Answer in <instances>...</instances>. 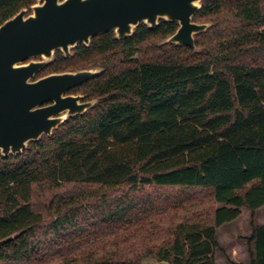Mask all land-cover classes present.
<instances>
[{"label": "trees", "instance_id": "1", "mask_svg": "<svg viewBox=\"0 0 264 264\" xmlns=\"http://www.w3.org/2000/svg\"><path fill=\"white\" fill-rule=\"evenodd\" d=\"M35 1L0 0V25ZM192 21L212 24L194 37L200 52L158 46L176 23H141L125 39L78 44L68 59L56 51L34 77L102 70L70 91L93 108L0 156V240L21 232L0 264H49L153 213L168 221L162 244L89 264H215L217 229L264 207V0L202 1ZM146 188L175 192L140 199ZM39 191L51 194L45 214ZM247 244L248 264H264L263 225L251 224Z\"/></svg>", "mask_w": 264, "mask_h": 264}, {"label": "water", "instance_id": "2", "mask_svg": "<svg viewBox=\"0 0 264 264\" xmlns=\"http://www.w3.org/2000/svg\"><path fill=\"white\" fill-rule=\"evenodd\" d=\"M202 1L210 0H36L0 25V156H16L97 103L83 102L69 91L97 77L90 68L55 73L33 80L54 61L66 59L78 45L108 32L116 40L133 35L142 23L149 29L160 21L176 23V31L158 43L195 47L194 37L211 23H194ZM29 11V13H28ZM21 232L0 240V248Z\"/></svg>", "mask_w": 264, "mask_h": 264}, {"label": "rangeland", "instance_id": "3", "mask_svg": "<svg viewBox=\"0 0 264 264\" xmlns=\"http://www.w3.org/2000/svg\"><path fill=\"white\" fill-rule=\"evenodd\" d=\"M70 189V187L63 190ZM174 190L155 191L146 188L136 195L142 199L145 196L153 197L154 194H174ZM51 194L47 191L37 192L34 200L39 201L38 210L44 213V204ZM37 201V202H38ZM164 213H153L151 217L142 219L139 224L125 229L119 233L105 238H88L73 245L67 246L61 251V256L49 264H89L93 259L125 258L139 254L146 247L160 245L166 239L168 221L160 223L158 219ZM166 214H171L170 210ZM165 214V215H166ZM165 217V216H164ZM264 226V207L255 211L253 215L245 209H240V216L233 222L221 226L217 231L219 250L215 252V264H248L247 239L250 235L251 224ZM142 264H166L157 263L151 259H145Z\"/></svg>", "mask_w": 264, "mask_h": 264}, {"label": "flooded vegetation", "instance_id": "4", "mask_svg": "<svg viewBox=\"0 0 264 264\" xmlns=\"http://www.w3.org/2000/svg\"><path fill=\"white\" fill-rule=\"evenodd\" d=\"M72 91V90H71ZM66 95H73V96H76V95H80V94H71L70 91L66 94ZM82 96V95H81ZM84 97V96H83ZM83 102H86L84 101V98H83Z\"/></svg>", "mask_w": 264, "mask_h": 264}, {"label": "crops", "instance_id": "5", "mask_svg": "<svg viewBox=\"0 0 264 264\" xmlns=\"http://www.w3.org/2000/svg\"><path fill=\"white\" fill-rule=\"evenodd\" d=\"M222 205H218V207H221ZM261 209V208H260ZM259 210V209H258ZM257 211V210H256ZM235 221V220H234ZM225 225V224H224ZM223 226V225H222ZM255 226H260V225H258V223L257 224H255ZM219 228H221V227H219ZM218 228V229H219ZM218 229H217V231H218ZM250 233H251V231H250ZM250 236V235H249ZM249 238V237H248ZM248 245V244H247Z\"/></svg>", "mask_w": 264, "mask_h": 264}]
</instances>
